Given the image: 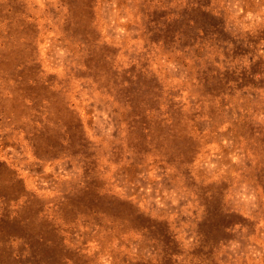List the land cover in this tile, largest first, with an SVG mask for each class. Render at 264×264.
<instances>
[{
    "label": "rangeland",
    "instance_id": "rangeland-1",
    "mask_svg": "<svg viewBox=\"0 0 264 264\" xmlns=\"http://www.w3.org/2000/svg\"><path fill=\"white\" fill-rule=\"evenodd\" d=\"M0 264H264V0H0Z\"/></svg>",
    "mask_w": 264,
    "mask_h": 264
}]
</instances>
